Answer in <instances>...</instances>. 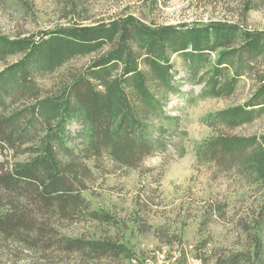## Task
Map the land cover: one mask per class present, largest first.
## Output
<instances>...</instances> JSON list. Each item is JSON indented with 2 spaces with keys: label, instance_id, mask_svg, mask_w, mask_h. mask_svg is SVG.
<instances>
[{
  "label": "trees",
  "instance_id": "16d2710c",
  "mask_svg": "<svg viewBox=\"0 0 264 264\" xmlns=\"http://www.w3.org/2000/svg\"><path fill=\"white\" fill-rule=\"evenodd\" d=\"M81 1L60 0L64 16H81ZM259 1L244 0L246 10ZM74 22L36 35L0 33V247L54 244L84 260L132 257L123 242L57 235L53 225L116 222L82 195L85 164L138 168L165 152L178 127L165 101L183 82L201 85L200 97L230 98L249 80L243 103L202 117L213 134L193 150L198 164L264 190V132H228L264 117V29L220 20L150 25L131 13ZM93 54L52 89L43 84L71 59ZM250 223H241L248 245L214 254L211 264H264L263 204Z\"/></svg>",
  "mask_w": 264,
  "mask_h": 264
},
{
  "label": "rangeland",
  "instance_id": "374dc122",
  "mask_svg": "<svg viewBox=\"0 0 264 264\" xmlns=\"http://www.w3.org/2000/svg\"><path fill=\"white\" fill-rule=\"evenodd\" d=\"M62 5L60 0H0V33L36 35L75 20L86 25L127 13L150 25L220 20L264 29V0L249 10L244 0H82L77 8L81 16L76 17H65ZM94 56L71 59L47 75L43 84L52 89L57 79ZM3 66L0 62V69ZM182 73L176 77L182 78ZM248 81L243 80L230 98L200 97L201 85L183 82L180 94L165 101L164 110L178 123L171 127L175 138L165 152L145 158L138 168L118 167L105 159L85 164L89 172L83 178L82 195L90 209L106 211L116 222L64 221L60 226L53 223V228L57 235L123 242L132 257L84 260L76 253L66 255L54 244L32 250L9 243V248L0 247V264H211L214 254L245 248L248 240L241 223H250L264 205V190L249 186L238 175L198 164L193 147L213 134L202 117L243 103L250 95ZM228 132L260 134L264 117Z\"/></svg>",
  "mask_w": 264,
  "mask_h": 264
}]
</instances>
